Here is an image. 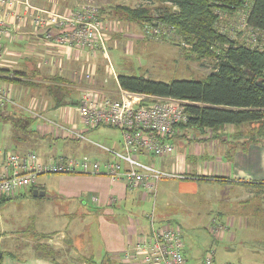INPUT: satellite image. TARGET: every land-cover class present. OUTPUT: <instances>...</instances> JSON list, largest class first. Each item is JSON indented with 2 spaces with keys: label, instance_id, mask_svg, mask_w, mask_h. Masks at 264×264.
<instances>
[{
  "label": "crops",
  "instance_id": "obj_1",
  "mask_svg": "<svg viewBox=\"0 0 264 264\" xmlns=\"http://www.w3.org/2000/svg\"><path fill=\"white\" fill-rule=\"evenodd\" d=\"M31 1L33 5L42 10L57 11L60 14L73 7H81L87 1L96 3L95 0H86L84 3L82 0H62L59 5H53L49 3V0ZM110 1L97 6L99 18L105 26L109 21L105 20L101 14L110 16L112 12L116 11L114 4H111ZM116 24L120 25V22ZM136 28L138 29V27ZM131 29L134 30V28ZM138 30L137 33L140 31L144 33V30ZM131 32L134 34H127L129 39L126 42L128 41L129 44L125 45L129 53L132 52L133 43L143 37L136 35L135 30ZM10 33V37L3 41V52L0 56V84L8 92L12 103L0 109L1 116L8 119V122L10 120L9 124L12 123L15 126L16 120L19 121L20 126L34 125L35 122V132L42 136V147H38V149L40 148L39 155L35 154L42 162H48L49 159L57 156L65 158L61 152L58 153L55 144L48 145L45 142L46 139L43 138L50 136L54 139H62L58 132H55L53 125H69L80 129L79 117L74 108L76 110V103L81 93L86 89L93 88L110 99H118L120 88L117 76L119 74L113 72V69L112 71L109 68L106 69L104 63L106 58L104 55L102 57V50L56 47L42 39L39 34H35L33 25L29 21L24 27L16 28L14 26ZM104 33L106 52L107 49L117 51L120 41L113 39L109 28L105 27ZM108 61L110 62V59ZM22 116L23 118L20 119ZM249 126L245 132L232 125L222 127L218 132L225 131L229 133L228 135H232L233 139L229 141L221 136H219L221 141L216 140L217 137L211 134L209 140L212 139V141H206V144L199 142L198 145L191 142L188 150L183 149L182 152H178L174 148L171 155L161 158L141 155V161L145 164L185 177L184 179L163 180L158 183L155 197L152 198V211L149 215H145L143 220L137 216L126 215L130 210L122 208L127 204L132 207L137 202L147 201L149 194L142 188L130 190L123 182H112L103 175L89 177L91 187L89 189L95 194L90 196L87 201L79 200L78 205L82 208L86 205L93 207L96 210L94 213L102 211L103 214L98 215V219H94L95 216H92L93 221L90 226L88 224L85 233L82 230L83 227L80 228V223L76 225L74 234L76 236L78 234L85 235L90 240V248L83 251L85 257L80 256L75 260L77 263L71 261L72 254L69 255L70 252L67 262L62 260L64 257L61 255L59 260L57 258V256L59 257L57 255L59 248L53 247L55 242L50 237L39 241L53 251L50 257L37 252L35 249L37 242H35L32 247L30 246L31 249L29 248L32 252L22 259L0 249L2 253L0 264H128L122 259L123 251L148 233L149 216L154 215L155 200L157 194L159 195V190L164 197L163 207L167 211L169 208L166 207V204H174L183 206L188 214L198 211L212 212L213 217L209 219L206 228H209L208 231L211 234L213 227L220 228L214 234V238L221 241H234L238 233L245 235L250 230V226H254L256 223L253 222L256 217L264 218V144L249 142L254 137L250 131L254 130L255 125ZM81 129L83 128L81 127ZM181 130L176 128L177 137H184V132H178ZM8 132L13 134L10 128ZM0 149L10 152H31L17 147L16 150H13L10 144L0 147ZM109 149L118 151L117 148ZM82 150L87 151L90 155L83 153L79 156L85 155L91 160L99 162H106L109 159L106 153L101 158L97 157L101 153L95 149ZM74 157L77 156H71V158ZM199 158L203 160L199 161ZM78 185L80 184L78 183ZM38 187L41 188L38 189L39 191L44 192V186L38 185ZM198 194L199 197L195 198ZM93 196L96 197V201L92 200ZM110 218L117 220H109ZM159 219L160 222L157 224L173 223L179 227L178 224L168 219L161 217ZM89 229L91 230L87 233ZM231 229H234L235 233L228 234ZM40 234L53 235L54 237L59 235V240L70 238L66 232L62 233L59 230H48ZM56 243L60 244V242ZM90 249L91 252H89ZM210 249L214 250L217 264L228 263L218 258L217 250L214 247H210ZM72 250L75 253L77 249L73 247ZM34 251L38 255L34 254ZM5 253L8 256H4ZM184 256H186L185 247ZM203 256L204 254L196 256L194 253L191 256V261L200 264ZM186 264H188L187 260Z\"/></svg>",
  "mask_w": 264,
  "mask_h": 264
},
{
  "label": "rangeland",
  "instance_id": "obj_2",
  "mask_svg": "<svg viewBox=\"0 0 264 264\" xmlns=\"http://www.w3.org/2000/svg\"><path fill=\"white\" fill-rule=\"evenodd\" d=\"M85 1L82 0L83 3ZM95 1L96 3H93L97 7L99 4H103V2L107 3L110 0H106L107 2L104 0ZM61 2L62 0H49V3L53 5H59ZM110 3L114 4V6H117V4L128 7L147 6L152 8V10L158 5L156 0H111ZM31 5L36 7L32 1ZM29 15H33L32 10H29L25 16L29 18ZM101 16L109 21L106 23V26L104 25V28H109L113 39L121 42H118L119 46L117 51H111L110 49H107L108 53L102 51V57L104 55L106 58L104 59V63L107 70L109 68L111 71L113 69V72L115 71L117 74H132L134 76L167 83L178 80H203L214 69L216 63L214 57L203 58L199 61L192 60L193 55L191 53L187 56V52L190 51V45L175 35V33H171L164 25H158V23L153 25H139L128 22L123 18L125 16H121V13L117 11L112 12L110 16L106 14H101ZM221 19L220 30L228 34L230 39L233 40V43H242L244 45L251 43L249 30H244L242 26V14L231 17L223 15ZM117 22H120V25L116 24ZM136 27L142 31L144 30L146 34L141 31L137 33L139 30ZM131 28H134L136 35H142L143 37L138 42L133 43L132 52L129 53L125 45L129 44L128 41L126 42L129 39L127 34H134L131 32L134 31ZM109 59L111 63L108 61ZM74 111H76L75 108ZM1 115L2 113L0 112V147H6L10 144L13 150H16V147L24 148L25 150L38 154L40 150L38 147H42V136L35 132V122L34 125L20 126L19 121L16 120L15 126L12 123V125L9 124L11 121L9 120L8 122V119L2 118ZM22 118L23 116L20 117V119ZM248 125L252 127L255 124H243L238 126V129L244 130L245 132L248 130ZM9 128L12 129L13 134L8 132ZM79 128L81 129V126ZM178 132H184V137L176 136L172 139V144L178 152H182L183 149L188 150L191 142H195L198 145L199 142L206 144V141H212V139L209 140L211 134L217 137L216 140L219 141L222 140L219 136L225 138L226 141L233 139L232 135H228L229 133L225 131L219 133L215 129L202 132L195 127L183 129ZM250 134L253 136L257 135L255 130H251ZM84 135L89 142H72L68 139H54L50 136L44 137L43 139H46L45 142L48 145L55 144L58 153L61 152V155L66 158H71L74 155L77 156L75 158H80L81 156L79 155L83 153L90 155L82 149H95L101 153V155L97 156L100 158L106 152L99 147L107 149L117 148L118 151L122 150L119 131L111 126H99L87 130L84 132ZM195 137L196 139H194ZM140 160L142 159L140 158ZM198 160L201 161L203 159L199 158ZM89 177L91 176L42 174L38 177L37 183L45 187L43 190L45 193L44 197H34L31 190L26 189L18 195L7 197L4 201L0 200V249L22 259L32 252L30 246L32 247L36 242L35 235L48 230H59L62 233L66 232L70 235L69 239L71 241L68 238L67 240L66 238L65 240H59V235H57L58 237L51 236L52 241L55 242L53 247L55 249L59 248L57 250L59 257L57 256V258L60 260L62 256L64 257L62 260L67 262L70 252L69 255L72 254L71 261L77 263L75 260L79 259L80 256L85 257L83 251L90 248V240L82 234L76 236L74 230L77 228L76 225L80 223V228L83 227L82 230L85 233L87 231L86 227L88 224L90 226L93 221L92 216H95L94 219H98V215L102 213V211L94 213L96 210L93 207L86 205L82 208L78 205L79 200L87 201L90 199V196L95 194V192L90 190ZM198 197L199 194L195 196V198ZM152 198V195L149 194L147 201L137 202L132 207L130 204H127L122 208L124 210H130L126 215L131 217L137 216L143 220L144 216L149 215L152 211ZM163 199L164 197L160 194L159 190V195L157 194L155 200L154 222H160L159 217H161L162 219H168L179 225L182 231L185 257L187 258L188 264H197L191 261V256L194 253L196 256L203 254L205 256L209 250L213 251V257L216 263L214 250L210 249V247H214L217 250L219 259L228 262L223 264H264V218L256 217V220H253V222H256L254 226L251 225L250 230L245 235L238 233L234 241H221L214 238V234H211L208 231L209 228H206L209 219L213 217L212 212L202 213L198 211L188 214L183 206H175L174 204H166V207L169 208L167 211L163 207ZM109 220L117 219L110 218ZM233 232L235 233V230L231 229L228 234ZM56 242H60V244ZM95 242L97 244V238ZM9 243L11 245H8ZM26 244H28L27 248ZM99 244L102 245L101 243ZM70 246L72 247L70 248ZM73 247L77 249L75 253L74 250L71 251ZM89 252H91V249ZM34 254L38 255L36 251H34ZM4 256H8V254L5 253Z\"/></svg>",
  "mask_w": 264,
  "mask_h": 264
},
{
  "label": "built area",
  "instance_id": "obj_3",
  "mask_svg": "<svg viewBox=\"0 0 264 264\" xmlns=\"http://www.w3.org/2000/svg\"><path fill=\"white\" fill-rule=\"evenodd\" d=\"M29 10L33 15L27 18ZM27 20L33 25L35 34L56 47L106 51L104 24L99 18L98 7L91 2L60 14L33 7L30 0H0V56L3 41L10 37L12 28L24 27ZM242 26L250 33L251 43L246 46L263 48L264 32L248 28L245 22ZM10 103L8 92L0 84V109ZM186 104L182 100L121 89L120 98L110 99L93 88L86 89L76 103L84 130L58 124L53 125L55 132L62 139L87 141L85 131L111 126L119 131L122 150L99 147L109 158L106 162L91 160L85 155L80 158L57 156L42 162L33 152L0 150V200L36 186L42 174L103 175L112 182H123L130 190L142 188L154 198L159 182L185 177L147 165L140 156L161 158L173 153L170 139L174 127L187 120ZM92 200L97 199L93 197ZM149 221L148 233L123 251V261L128 264H186L181 229L173 223H155L153 214ZM219 230L213 227L211 232L216 234ZM202 261V264H217L210 250Z\"/></svg>",
  "mask_w": 264,
  "mask_h": 264
},
{
  "label": "trees",
  "instance_id": "obj_4",
  "mask_svg": "<svg viewBox=\"0 0 264 264\" xmlns=\"http://www.w3.org/2000/svg\"><path fill=\"white\" fill-rule=\"evenodd\" d=\"M156 1L158 5L153 10L147 6L119 5L114 9L120 12L121 16H125L123 18L128 22L139 25L158 23L166 26L190 45L187 56L191 53L192 60L214 57V69L203 80H178L167 83L119 74V88L130 93L187 102V120L174 127L171 143L177 135L176 128L181 130L196 127L204 132L214 129L219 131L227 125L238 127L253 123L257 135L249 142L264 144V89L255 85V81L264 80V47L233 43L229 35L220 30L221 16L242 14L243 22L248 28L263 33L264 0ZM258 39L261 42L260 36ZM32 189L41 188L36 185L30 188L31 191ZM51 236L35 235L36 251L47 257H50L53 251L39 241Z\"/></svg>",
  "mask_w": 264,
  "mask_h": 264
},
{
  "label": "water",
  "instance_id": "obj_5",
  "mask_svg": "<svg viewBox=\"0 0 264 264\" xmlns=\"http://www.w3.org/2000/svg\"><path fill=\"white\" fill-rule=\"evenodd\" d=\"M255 85L264 89V80L255 81ZM32 194L34 197H43L44 196V192L39 191L38 189H33ZM4 200H6V199L3 198L2 201H4ZM1 255H2V253L0 252V257H1Z\"/></svg>",
  "mask_w": 264,
  "mask_h": 264
}]
</instances>
